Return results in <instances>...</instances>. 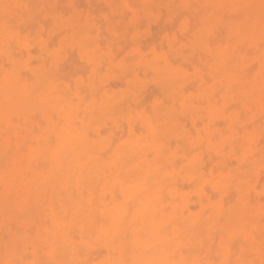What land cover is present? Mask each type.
Wrapping results in <instances>:
<instances>
[{
  "label": "bare ground",
  "instance_id": "1",
  "mask_svg": "<svg viewBox=\"0 0 264 264\" xmlns=\"http://www.w3.org/2000/svg\"><path fill=\"white\" fill-rule=\"evenodd\" d=\"M39 2L37 0L36 4ZM111 2L110 9L114 16L107 15L109 18L105 23L114 35L119 31H127L126 34L131 30L136 31L144 21L143 14L155 13L160 18V6L166 11L164 19L173 21L171 23L175 20L176 23L180 22L184 15L179 17L178 9H189L187 12L197 20L195 27L189 30V23L186 25V22L179 26L181 32L191 34L188 39L192 47L191 56L197 55L198 62L203 65L202 68L199 66L193 77V83L196 82L199 87L196 92H203L201 100H192L193 95L185 91L189 76L186 77L184 70L173 68L164 59L166 53H163L164 57L161 56L155 45L147 55L150 59L140 60L136 64L138 67L132 68L130 63L136 58L129 56L119 59L118 53H115L117 46L114 49V43L109 38L104 39L101 30L105 28L94 18L83 16L76 6H72L70 11L66 10L69 12L68 18L63 17V13L59 15V9L52 7L54 25L51 23L49 26H54V30H65L66 40L74 46L72 49H77V54L84 57L86 63L81 62L88 68L86 73L82 72V77L80 75L76 79L75 89L73 87L72 90V84H69V88L67 83L60 82L63 75L59 74L63 73V66L66 69L67 66L65 62L61 64L60 52L51 51L52 47L48 45L54 38L46 43L37 36L34 44L40 54L33 63L35 55L32 46L20 39V33L30 27L27 25L28 28L21 32V26L12 28L13 24L7 23L8 18L11 23L15 20L20 25L27 21L29 24L35 22L41 15L38 13L40 9L36 10L35 0H0V52L3 55V59H0V189L3 191L0 194V207L5 210L26 208L28 211L30 209L29 212L38 209L42 213L38 207L46 201L58 206L60 210L55 211L53 229L65 235L67 241L63 242L56 236L49 238L48 235L56 231L52 234L43 231L37 233L44 246L41 250L51 258V264H75L80 251L84 249L73 246L75 243L72 245L69 237L75 236L72 233L78 228L84 236L100 235L99 240L104 242L105 250H96L99 255L95 256H100L102 260L106 254L102 264H264V243L257 239L255 241L253 237L259 231L258 225L263 222L258 223V219L264 205L262 199L255 198L251 194L253 191L248 190L252 173L256 177L264 176L260 173L262 170L259 171L264 162V139L260 140L263 138L260 137L259 141H255V135L243 134V127L240 129V121H243L241 113H245V116L257 113L264 116V78L250 75L256 69L253 67L250 70V67L255 64L259 72L264 71V0ZM41 5L46 13L49 4ZM226 8L239 12L240 17L236 20L225 18L223 12ZM257 38L263 40L262 46L259 43V47L255 46ZM133 44L141 45L137 41ZM252 48L256 51L255 62L252 60L255 64L247 67L249 55L246 52L249 49V54L254 55L250 53ZM80 56L74 53L73 57L69 55L71 58L67 59L74 63V58ZM5 62L9 70L5 69ZM71 62L68 64L70 67ZM89 64L91 67L87 66ZM25 70L27 74L23 73ZM111 77L115 83L106 82ZM149 84L153 85L158 97H153L155 93L151 91L153 88L149 90ZM233 97H238L240 104L232 100L236 106L227 105ZM146 104L148 108L144 109ZM202 113L207 116H202ZM39 119L45 123L44 128V123H39ZM54 119H59L61 125L59 122L56 123L58 126L54 125L57 122ZM216 119H220V126L226 131L218 126ZM245 126L249 128L250 124ZM189 127L194 129V133L189 131ZM260 160L261 164L258 163ZM177 169L182 170L190 182L185 188H192L195 194L192 193L196 195L192 194L197 200L196 204L193 203L200 208L197 213L190 211L191 202L183 193L180 194L184 184L179 187L173 183ZM114 176L118 179L112 183ZM176 182L179 184V180ZM109 187L114 191H111V195L106 194ZM167 187L171 189L168 193L165 192ZM165 194L169 195L170 201L163 199ZM101 217L102 222H106L103 227L99 220ZM37 229L43 230L40 227ZM216 231L222 243L220 251L216 245L215 248L212 246L216 242L213 240H219ZM130 235L137 239L134 244L129 243L132 241ZM142 235L148 238V243L139 241ZM173 236L181 241L180 244H170ZM16 237L15 240L18 239ZM95 244L93 242L85 248L88 256L96 253L93 251ZM18 251L11 253L14 263L10 261L8 264H26L27 261L21 258L24 254L20 256L21 251ZM87 261L86 264L89 263Z\"/></svg>",
  "mask_w": 264,
  "mask_h": 264
},
{
  "label": "rangeland",
  "instance_id": "2",
  "mask_svg": "<svg viewBox=\"0 0 264 264\" xmlns=\"http://www.w3.org/2000/svg\"><path fill=\"white\" fill-rule=\"evenodd\" d=\"M36 1L37 0H35V4H36ZM38 1H41V2H39V4H36V10H38V9H40V10H38V11H40V12H38L39 14H41V15H38L37 17H38V19L36 18V21L35 22H32L31 24L32 25H34L33 27H37V26H39V27H37L36 29H34L33 27H32V29H31V24H29L28 22L29 21H27V22H25V24H23V25H20V24H17V22L14 20H12V23H11V20L8 18V20H7V23L9 24V25H11V24H13V25H11L12 26V28H13V26H15V28H17V27H20L21 29H23V30H21V32L22 31H25L27 28H28V26L30 27V29L28 30L27 29V31L26 32H22V33H20V39H23V41L24 42H26V43H30V45L32 46L31 48L33 49V51L34 52H32V53H34V55H35V58L34 59H32V62L34 61H36V59H37V57H38V55L40 54L39 52H40V50L39 49H37L36 48V44H34V42H35V40L37 39V36L39 35L40 37H42V39L46 42H48V41H51L52 40V38H54L53 39V42L51 41L50 42V44H49V42H48V45H49V47H52L51 48V51H56V52H60V54H61V60H63V61H61V64L63 63V62H65L66 64H65V66H67V69L63 66V68L65 69H63V73H61V74H59V75H63V77L62 78H60L61 80H60V82L62 83V81H63V83L64 84H66L67 83V85H68V87L72 84V86H71V89L74 87V86H76L75 85V81H76V79H78V77L81 75V77L83 76L82 75V72H84L85 70H88V68H86V66H85V64L84 63H86V60L84 59V57L82 58V56H80V54H77L78 53V51H77V49H72L74 46H72L71 45V43H70V41H67L66 40V37H65V30H63V29H58V30H60V31H62L64 34H62V33H60L58 30H54V29H56V28H54V26H51V27H53V29L49 26V24L51 25V23H53V25H54V22H53V16L51 17V15H52V7H54V8H58L59 9V15H63V17H67L68 18V14L67 13H69V12H67V11H70L72 8V6L73 7H75L76 8V10L79 12V13H81L83 16L85 15V16H90L91 18H94L93 20L95 21L96 20V22L97 23H99L100 25H101V27L102 28H105L104 30L102 29L101 31H102V33H103V35H104V39H107V38H109L108 40L109 41H111V43L113 42L114 43V49H115V47H116V49H115V53L117 54L118 53V57H119V59H121V58H123V57H129L130 56V58H136V61H134V62H131L130 63V65L131 66H133L132 68H135L136 69V67H138V65H136V64H138L137 62L138 61H140V60H143V61H145V60H149L150 59V57H148L149 55H150V50H152V47H154V45L157 47V49H158V53L161 55V56H165L164 54L166 53V56L164 57V59L165 60H167V62H169V64L170 65H172V67L173 68H176V69H182V70H184L185 72H186V77H188L189 76V79H188V82L185 84V87L187 86V89L185 90V91H189V92H187V94H189V95H193V97H192V100H196L195 102H199L198 100H201V98H202V96H203V92L200 90V92L199 91H197L196 92V90H199V89H197V88H199L198 87V85L197 84H195L196 82H194L193 83V77L196 75V70L197 69H199V66H200V68H202L203 67V65L200 63V61L198 62V56L197 55H194L193 57L191 56L192 55V47H191V45H190V43L188 42V39L190 38V35L191 34H188V33H184V32H181V30H180V26H179V24L180 23H185L186 22V25L189 27L188 29L189 30H191V29H193L195 26V24L197 23V20H196V18L193 16V15H190V13L189 12H187V11H189V9L187 8V7H183V10H182V7L180 8V9H178L179 11H176L177 12V14L179 15V17H180V15H183L182 17H181V19H180V22H178V23H176L177 22V20H175V22L174 23H176L175 25H174V23H171V22H173V21H170V20H165L166 18H165V13H166V11H165V8L163 7V6H160V9L162 10V16L160 17V18H158V14L156 15L155 13L154 14H152V15H150V13H148L147 15H145V14H143L144 16H143V18H142V20H144V21H142V24H141V21H140V26H139V28L136 30V31H134V32H132V30H131V32H129V34H126L127 33V31H119L118 33H116V35H114L112 32H110L108 29H107V23H105V22H107V15H112L113 13H112V10L110 9L111 7H112V2L110 3V0H48V1H46L45 3H44V0H38ZM51 1V2H50ZM62 1V2H61ZM69 1V2H68ZM74 1H75V3H74ZM101 1L103 2V3H101ZM111 1H113V0H111ZM164 0H159V2L161 3V2H163ZM174 1H177V0H174ZM50 2V3H49ZM79 2H81V3H79ZM109 2V3H108ZM38 3V2H37ZM40 3L42 4L43 3V5L44 4H46V5H48L49 7V9H47V10H51L50 12H48L46 9V13L45 12H43V10L44 9H41L42 7H44V6H40ZM90 3L92 4V5H90ZM105 3V5L103 6V4ZM34 4V5H35ZM54 4V5H53ZM60 6H59V5ZM79 4V5H78ZM100 4H102L101 6H100ZM118 5H119V3H117ZM39 5V6H38ZM53 5V6H52ZM65 5V6H64ZM70 5V6H69ZM81 5H83L84 7H82ZM87 6V7H86ZM91 6V7H90ZM96 6V7H95ZM102 6H103V8H102ZM105 7V8H104ZM107 7H109V9L107 8ZM45 8H47V7H45ZM63 9H65L64 11H63ZM103 9V10H102ZM185 9H186V11H185ZM42 10V11H41ZM67 10V11H66ZM91 10V11H90ZM100 10V11H99ZM165 12H164V11ZM60 11H61V13H60ZM103 11V12H102ZM108 11H109V13H108ZM90 12V13H89ZM184 12V13H183ZM187 12V13H186ZM63 13V14H62ZM225 13V14H224ZM44 14V15H43ZM91 14V15H90ZM94 14V15H93ZM186 14H188V16L186 15ZM223 14H224V17L226 18H228V19H233V20H236V18L238 19V17H240V13L239 12H234V11H229V9L228 8H226V9H224V12H223ZM232 14V15H231ZM237 14V15H236ZM95 15H96V18H95ZM99 17H98V16ZM149 15V16H148ZM113 16H114V14H113ZM156 16V18H154ZM40 18V19H39ZM50 18H52V20L50 19ZM66 18V19H67ZM98 18H100V19H98ZM102 18V19H101ZM109 18V17H108ZM145 18V19H144ZM165 18V19H164ZM187 18V19H186ZM189 18H190V21H189ZM153 19V20H152ZM162 19V20H161ZM186 19V20H185ZM193 19V20H192ZM46 20H48V21H46ZM98 20V21H97ZM152 20V21H151ZM160 20V21H159ZM10 23H9V22ZM42 21V22H41ZM52 21V22H51ZM100 21V22H99ZM16 22V24H14ZM40 22V23H39ZM101 22H103V23H101ZM144 22V23H143ZM170 22V23H169ZM194 22V23H193ZM28 23V24H27ZM39 23V24H38ZM152 23V25H150ZM169 23V24H168ZM41 24V25H40ZM42 24H45V26L43 25L42 26ZM165 24V25H164ZM172 24V25H171ZM28 25V26H27ZM104 25H105V27H104ZM17 26V27H16ZM23 26V27H22ZM49 27V30H48V27ZM144 26H145V28H144ZM152 26V27H151ZM167 28H166V27ZM172 26V27H171ZM177 26V27H176ZM186 26V27H187ZM27 27V28H26ZM43 27H44V29H43ZM142 27V28H141ZM150 27H151V29H150ZM15 28H14V30H15ZM26 28V29H25ZM39 28H41V30L39 29ZM141 28V29H140ZM152 28H153V30H152ZM167 30H166V29ZM19 29V28H18ZM51 29V30H50ZM173 29V31H171ZM17 30V29H16ZM15 30V31H16ZM30 30H31V32H30ZM33 30V31H32ZM34 30H35V32H34ZM108 30V31H107ZM142 30V31H141ZM18 31V30H17ZM108 32V33H106V32ZM155 33H154V32ZM30 32V33H29ZM23 33H25V34H23ZM46 33V34H45ZM52 33V34H51ZM27 34V35H26ZM41 34V35H40ZM56 34H59V36L58 35H56ZM170 34V35H169ZM179 34V35H178ZM182 34V35H181ZM23 35V36H22ZM33 35V36H32ZM50 35V36H49ZM55 35V36H54ZM63 35V36H62ZM119 35H123V36H119ZM167 35H168V37H167ZM187 35V36H186ZM216 35V34H215ZM28 36V37H27ZM54 36V37H53ZM56 36H58V38H56ZM62 36V37H61ZM105 36H106V38H105ZM118 36H119V38H118ZM153 38H152V37ZM184 36V37H183ZM112 37V38H111ZM123 39H122V38ZM155 37V38H154ZM180 37V38H179ZM188 37V38H187ZM29 38V39H28ZM46 38V39H45ZM62 38V39H61ZM121 38V39H120ZM125 38H127L126 40H125ZM152 40H151V39ZM170 38V40H168ZM183 38V39H182ZM186 38V39H185ZM57 39V40H56ZM63 39H65L66 41H64ZM113 39V40H112ZM115 39V40H114ZM120 39V40H119ZM151 41H150V40ZM181 39V41H183L184 39H185V42L183 43V42H181V41H179L178 42V40H180ZM57 42H56V41ZM122 40V42H120ZM123 40H124V42H123ZM22 41V40H21ZM29 41V42H28ZM55 41V42H54ZM138 42L139 44L141 43V45L138 47V46H133L134 44H133V42ZM147 41H149L148 43H147ZM46 42V43H47ZM63 42V44H61ZM65 42V43H64ZM69 42V45L67 44ZM115 42L116 43H121V44H115ZM129 43V45H127L128 43ZM150 42L152 43V45L150 46L149 44H150ZM167 42H169V43H167ZM173 42V43H172ZM32 43V44H31ZM122 43H124V45H122ZM182 43V44H181ZM258 43L260 44V46H262L263 45V40L261 39V38H257L256 39V41H255V46L256 47H259L258 46ZM54 44V45H53ZM55 44H57L56 46H55ZM61 44V45H60ZM138 44V45H139ZM143 44V45H142ZM147 44H148V46H147ZM170 44V45H169ZM173 44V45H172ZM174 44L176 45L175 47H174ZM35 45V46H34ZM51 45V46H50ZM67 45H68V47L71 49V50H73V52L71 53V50L70 49H68V47H67ZM143 46V47H142ZM35 47V48H34ZM72 47V48H71ZM149 47V48H148ZM163 47V48H162ZM127 48V49H126ZM164 48H165V50H164ZM32 49H31V51H32ZM123 49V50H122ZM145 49H148V50H145ZM175 49V51H173ZM185 49V50H184ZM68 50V51H67ZM76 52H75V51ZM126 50V51H125ZM143 50H145V51H143ZM170 50V51H169ZM188 52H187V51ZM249 49H247V52L246 53H248L247 55H249V56H247V60H248V62H247V67H250V65H252V64H255L254 62V58H255V52L256 51H254L253 50V48H252V50H250V53L252 52L254 55H250L249 54V51H248ZM39 51V52H38ZM125 51V52H124ZM160 51V52H159ZM163 51V52H162ZM168 51H169V53H168ZM15 52H16V49H15ZM63 52V53H62ZM70 52V53H69ZM123 52V53H122ZM148 52V53H147ZM162 52V53H161ZM171 52H173V53H171ZM39 53V54H38ZM67 53V54H66ZM69 53V54H68ZM74 53L77 55V57L78 56H80L78 59H77V57H75L74 58V63H73V61L71 62L69 59L71 58V57H69V55H71L72 57H73V55H74ZM164 53V54H163ZM251 53V54H252ZM119 54H121L120 56H119ZM133 54H135V55H133ZM149 54V55H148ZM163 54V55H162ZM2 54H1V52H0V59H3L2 58V56H1ZM141 55H142V57H144V58H142L141 57ZM148 55V56H147ZM134 56V57H133ZM148 58H147V57ZM177 56H179V57H177ZM251 56V57H250ZM67 58H69V59H67ZM82 58V59H81ZM141 58V59H140ZM147 58V59H146ZM168 58H169V60H168ZM171 58V59H170ZM176 59H180V61H176ZM192 59H195L194 61H191ZM65 60H67V61H65ZM72 60H73V58H72ZM174 63H172L171 61ZM173 60H175L176 61V63H175V61H173ZM190 60V61H189ZM254 62H253V61ZM77 61V62H76ZM84 61V66H83V64H82V62ZM251 61V62H250ZM33 62V63H34ZM70 62L72 63V65H71V67H72V69H71V67H70V65H68V64H70ZM81 62V63H80ZM76 63L78 64V66L76 65ZM183 63H184V65H183ZM191 63V64H190ZM194 63H196V64H194ZM5 64V66H7V68H5L6 70H9L8 68H9V66H8V64H6V62L4 63ZM64 64V63H63ZM79 64H81V65H79ZM88 64V63H87ZM192 64H194V65H192ZM76 67H75V66ZM135 65V66H134ZM178 65H180V66H178ZM185 65H188V66H185ZM73 66H74V68H73ZM88 67L90 66L91 67V65L89 64V65H87ZM178 66V67H177ZM183 66H185V67H183ZM70 67V68H69ZM81 67H84V68H82L81 70H80V68ZM193 67H194V69H193ZM252 67V68H251ZM250 67V70L251 69H253V67L255 68L256 67V69H254L253 70V72H251L250 73V75H258V77H260V76H262L263 78H264V71L263 72H259V69L257 68V65L255 64V65H253V66H251ZM62 68V67H61ZM69 68V69H68ZM59 69V68H58ZM74 69H75V71H74ZM187 69V70H186ZM247 69V68H246ZM73 70V71H72ZM248 70H249V68H248ZM249 70V71H250ZM68 71H70V74H69V72ZM191 71V72H190ZM25 72V73H24ZM61 72V71H60ZM80 72V73H79ZM87 71H85V73H86ZM206 71H204V77L206 78L207 77V74L205 73ZM23 73L24 74H27V71L25 70V71H23ZM56 73H58V71L56 70ZM55 73V74H56ZM64 73H65V75H64ZM258 73V74H257ZM73 74V75H72ZM75 74V75H74ZM84 74V73H83ZM261 74V75H260ZM72 75V76H71ZM65 76V77H64ZM70 76L72 77V78H70ZM57 77H58V75H57ZM66 77L67 78H69V79H67V81H66ZM58 79V78H57ZM113 78L111 77V79H107L106 80V82L108 81L109 83H110V81H111V83H115V79H113ZM66 82H65V81ZM72 80V81H71ZM74 82V83H73ZM192 83V86H189L191 83ZM70 84V85H69ZM74 84V85H73ZM189 84V85H188ZM195 86H194V85ZM150 85H152V84H149V90H151L152 88H153V85H152V87L150 86ZM111 87H112V85H111ZM117 87V86H116ZM196 87V88H195ZM70 88V87H69ZM113 88H114V86H113ZM70 89V91H72L73 89H75V87L71 90ZM192 89H194L193 91H195V92H193L192 91ZM152 92H154L155 90H154V88L151 90ZM221 90H219V92H220ZM74 92V91H73ZM202 92V94H201V96H200V93ZM155 93V92H154ZM154 93H152V95L154 94ZM157 93H155V95H156ZM151 95V96H152ZM153 96V97H158L159 95L157 94L156 96ZM195 95H196V97H195ZM153 97H152V99H153ZM200 98V99H198V98ZM234 98V97H233ZM238 98V97H237ZM237 98H234V99H231L230 101H228L227 102V105H229V106H232V105H235L236 106V104H240V100H237ZM233 100V103H236V104H232V101ZM231 102V103H230ZM247 102H249V101H247ZM251 102V101H250ZM249 102V103H250ZM145 108H148L147 107V104L144 106V109ZM242 114V115H241ZM240 114V117H241V120H243V121H240L241 123H242V125L240 126V129H241V127H243L242 129H241V133H243V134H249V135H255L254 137H255V139H257V140H255V141H259V138L260 137H263V138H260V140L261 139H264V136H263V134L262 133H264V116L262 115V114H259V113H257V114H247L246 116H245V113H241ZM260 115H262V116H260ZM202 116H204V117H206L207 116V114L205 113L204 115H203V113H202ZM260 116V117H259ZM242 117H243V119H242ZM257 117V118H256ZM261 118V119H260ZM253 119V120H252ZM260 119V120H259ZM40 120V119H39ZM38 120V122L39 123H42L41 122V120L39 121ZM255 120H257V121H255ZM54 121H57V119L55 120L54 119ZM259 121H261V122H259ZM59 122V125H61V121L58 119V121L57 122H54V125H56V123H58ZM217 124H218V126L219 127H221L220 126V123H221V121H220V119H216V121H215ZM44 123V122H43ZM252 123H254V124H252ZM261 123H262V125H261ZM250 124V127H251V129H252V131H251V129H250V127L249 128H247L245 125H249ZM257 124V125H256ZM244 125V126H243ZM56 126H58V125H56ZM257 126V127H256ZM262 126V127H261ZM42 127L44 128L45 127V123H44V125H42ZM256 127V128H255ZM222 128V127H221ZM247 128V129H246ZM222 129H224V128H222ZM246 129V130H245ZM249 129V130H248ZM245 130V131H244ZM256 130V131H255ZM189 131H191V132H193L194 133V129H190V127H189ZM224 131H226L225 129H224ZM247 131H249V132H247ZM256 134H255V133ZM258 135H259V137H258ZM52 139V138H51ZM53 140H55L54 138H53ZM52 141V140H51ZM206 156V155H205ZM205 160H206V164H207V156H206V158H204ZM205 160H204V162H205ZM259 160V159H258ZM258 163H260L261 164V160L260 161H258ZM206 164L204 163V165L206 166ZM259 164V165H260ZM261 165H263V166H261ZM260 165V167H259V171L260 170H262V171H260V173L261 174H264V162L262 163ZM213 168H214V166H212ZM178 171H181V172H179L178 173ZM183 171L182 170H180V169H177L176 170V172H174V174H175V176H176V178H174L175 180L173 181V183L174 184H177V186L179 185V187H183V184H184V191L183 190H181L180 192V194H182L184 197H186V199L187 200H189L190 202H191V204L192 205H190V211L192 212V213H197L198 211H199V206H197V205H195L196 203V201L197 200H195L194 198L196 197V195H194L195 193H194V191H193V189L192 188H189V189H187L188 187H186L185 188V186H188V184L190 183L186 178H185V174L184 173H182ZM178 174H180V175H178ZM260 174V175H261ZM252 178H250V183H249V186L250 187H248V190H249V192H252L253 191V193H251L252 194V196L253 195H255L254 197L255 198H257V199H262L261 201H262V204L264 205V189L262 190V188H263V185H264V181H263V177L262 176H259V177H256L255 176V174L254 173H252L251 175H250ZM117 177V176H116ZM114 178V179H113ZM184 178V179H183ZM261 180H260V179ZM117 179L118 178H115V176L114 177H112V183H115V182H117ZM176 180L178 181L179 180V184H178V182H176ZM181 180V181H180ZM261 182H260V181ZM258 181V182H257ZM189 182V183H188ZM260 184H261V186H260ZM181 185V186H180ZM205 186H207V184L205 185ZM258 186V187H257ZM111 187L114 189L115 188V186L112 184L111 185ZM111 187H109V189H108V192H106V194H112V193H114V191H113V189H111ZM208 187V186H207ZM116 190V189H115ZM171 189H169L168 187H167V190L165 191L166 193H168V191H170ZM190 191V192H188V191ZM208 190H210V189H208ZM111 191H112V193H111ZM101 192H103V191H101ZM100 192V193H101ZM186 192V193H185ZM194 194H193V193ZM209 193H210V191H208ZM1 193H3V191H2V189H0V194ZM212 193H214V192H212ZM212 193H210V194H212ZM195 196H193V195ZM215 194H216V192H215ZM218 194V193H217ZM262 194H263V196H262ZM109 195V196H110ZM108 196V195H107ZM165 197H163V199L164 200H168V201H170V199H169V195L168 194H165L164 195ZM190 196V198H188ZM262 196V197H261ZM167 197H168V199H167ZM192 197V198H191ZM166 198V199H165ZM192 200V201H191ZM193 200H195V201H193ZM44 201V200H43ZM167 201V202H168ZM189 202V203H190ZM195 204H194V203ZM42 204V203H41ZM49 204V205H48ZM195 205V207H194V205ZM197 204H198V202H197ZM45 205V206H44ZM47 205V206H46ZM198 208H197V207ZM43 207V208H42ZM55 206H52L50 203H48V201H46L45 203H43V205H40V207H38V208H40V211L42 212V213H40L39 211H38V209H36V210H33V209H31L32 211L31 212H29L30 211V209H29V211H28V209H26V208H23V209H12V210H10V209H2L1 207H0V235L2 236H0V240L2 241V243H1V241H0V244H2L3 246L1 247L0 246V249H1V252L0 253H2L3 252V254H0V263L2 264H8L10 261L11 262H13L14 263V260L12 261L11 260V253L13 254L14 253V251L16 252L17 250H20L21 251V253H20V256L21 255H23L24 254V256H21V258L22 259H25V262H26V264H28V262H30V263H32V264H34L35 262H36V264H42V263H49L50 262V264H51V258H49V256H47L48 254L47 253H43V250H41V247L43 246L41 243H40V241H39V239H38V236L37 235H39V234H41L42 233V231L43 232H47L48 234H52V233H54L56 230H54L53 229V225H54V214L56 213V212H59V208H58V206L57 207H55ZM192 207V208H191ZM194 207V208H193ZM43 209H45V211L43 210ZM53 209H55V210H53ZM192 209H195V210H192ZM3 210H4V212H3ZM18 210V211H17ZM22 210V211H21ZM263 210H264V207H263ZM13 211V212H12ZM56 211V212H55ZM22 212V213H21ZM36 212V213H35ZM39 214H38V213ZM50 212V213H49ZM170 212V210H168V212L167 213H169ZM12 213V214H11ZM30 213H33V215H31ZM35 213V214H34ZM45 213V214H44ZM187 213V212H186ZM22 214V215H21ZM24 214V215H23ZM41 214H43V216L41 215ZM14 215H16V216H14ZM20 215V216H19ZM44 215H47V217H45ZM37 216H39V217H37ZM49 216H51V217H49ZM53 216V217H52ZM38 218V219H37ZM46 218H48L49 219V221H50V223H49V221H48V219H46ZM51 218V219H50ZM261 218V219H260ZM27 219V220H26ZM43 219V220H42ZM101 219H103L102 217L101 218H99V220H100V223H101V225H102V227L106 224V222H102L103 220H101ZM259 219H260V221H259ZM259 219H258V223L259 222H261L262 220H263V222H261L259 225H258V229L257 230H259V231H256L255 232V234H256V236L255 235H253V237H255V241H256V239L257 240H260L261 242H263L264 243V239H263V237H264V211L261 213V216L259 217ZM46 220L48 221V222H46ZM25 221V222H24ZM43 221V222H42ZM104 221H105V219H104ZM37 222V223H36ZM17 223V224H16ZM36 225H35V224ZM41 223V224H40ZM48 223V224H47ZM105 223V224H104ZM8 224H10L9 226H8ZM12 224V225H11ZM104 224V225H103ZM6 225V226H5ZM30 225H32V226H30ZM50 227H49V226ZM100 225V226H101ZM11 227V228H10ZM13 227V228H12ZM41 228V229H43V230H40V229H37V228ZM48 227V228H47ZM35 228V229H34ZM20 229H22V230H20ZM51 229H53V230H51ZM263 229V230H262ZM16 230V231H15ZM30 230V231H29ZM36 232H35V231ZM75 230H76V228H75ZM5 231H7L6 233H9V234H6L5 233ZM21 231V232H20ZM219 231V230H218ZM27 232H29L30 234H28ZM41 232V233H40ZM59 232V233H58ZM220 233H221V231H219ZM261 232H262V234H261ZM2 233V234H1ZM4 233V234H3ZM37 233H39V234H37ZM260 233V234H259ZM21 234V235H20ZM33 234V235H32ZM36 234V235H35ZM60 234V235H59ZM72 234H74L75 236H73V235H70V237H69V239H70V243L73 245V243H75L73 246H76V248H79V249H84L83 250V252H84V255L82 254L83 252L82 251H80V253L82 254H79V256L77 257V259H76V262H75V264H86V261L87 262H89L90 264H102L104 261H103V259L104 260H106L105 258L107 257L106 256V254H104L105 256L103 257L102 256V260H100L99 259V257L100 256H98V258H97V256H95L96 254H98L99 255V252L100 251H102V250H105V245H104V242L102 241L101 242V240H99V237H100V235H93L92 237H91V235H81V232H80V230H79V228L76 230V232L74 231V233H72ZM216 234H217V237H218V239L219 240H217V239H215V240H213V241H216L215 242V244H213L212 246L214 247L215 245L219 248H217L219 251H220V247L222 246V243H220V234L216 231ZM216 234H215V236H216ZM258 235V236H257ZM261 235V236H260ZM17 236V237H16ZM49 236V238L51 237V238H55V236L57 237V238H61L62 239V241L63 242H66L67 241V238L65 237V235H62V233L60 232V231H56V233L55 234H52V235H48ZM87 236V237H86ZM144 235H142V237H139L138 239H139V241L141 242V243H144V244H146V243H148V238L146 237V236H144ZM3 237H5V239L3 238ZM15 237L16 238H18L17 240H15ZM23 237V238H22ZM27 237H29V239L27 238ZM75 237H78L77 239L75 238ZM128 237V236H127ZM130 237V239L132 240H130L131 242H129L128 241V239H127V241L130 243V244H134L135 243V241L137 240L136 238H135V236L134 235H132V238H131V235L129 236ZM174 237V236H173ZM173 237H171L172 239H173ZM216 237V238H217ZM260 237H261V239H260ZM75 238V239H74ZM85 238V239H84ZM140 238H141V240H140ZM143 238V239H142ZM259 238V239H258ZM8 239V240H7ZM27 239V240H26ZM171 239V243L170 244H176V245H178V244H180V240H177V237L175 238L174 237V239H176L177 241L176 242H173V241H175L174 239L172 240ZM235 241L236 240H238V239H236V238H233ZM263 239V240H262ZM19 240V241H18ZM179 241V242H178ZM212 241V242H213ZM234 241V242H235ZM18 242V243H17ZM19 242H21L22 244H20ZM35 242V243H34ZM93 242H95L96 244H95V248H97V249H93V251H99V252H97L96 251V253L95 254H93V256H92V254L90 253L89 255L90 256H88V254H87V252H86V250H85V248H87L88 247V245L90 244V245H92V243ZM211 242V243H212ZM237 242H239V241H237ZM214 243V242H213ZM5 244V245H4ZM10 244H11V249H13L12 250V252H10V250H9V247H10ZM15 244V246H17V247H15V246H13V248H12V245H14ZM29 244V245H28ZM39 245V246H37V245ZM81 246H80V245ZM169 243H168V247L170 248L171 247V245H170ZM18 245H19V247H18ZM35 245V246H34ZM86 245V246H85ZM9 246V247H8ZM78 246V247H77ZM83 246V247H82ZM103 246V247H102ZM181 246V245H180ZM44 247V246H43ZM82 247V248H81ZM178 247V246H177ZM2 248H3V250H2ZM5 248H6V250H8V251H6L5 250ZM15 248H18V249H16L15 250ZM19 248H21V249H19ZM215 248V247H214ZM38 249V250H37ZM43 249V248H42ZM100 249V250H99ZM168 249V248H167ZM34 250V251H33ZM40 250V251H39ZM20 251H18V252H20ZM29 251V252H28ZM169 252L171 251V249H169L168 250ZM217 251V250H216ZM41 252V253H40ZM6 253V254H5ZM40 253V254H39ZM94 253V252H93ZM217 253H218V251L216 252V254L214 255V256H216V257H213V258H215V260L217 259ZM17 254H19V253H17ZM26 254V255H25ZM44 254V255H43ZM102 254V253H101ZM8 255V256H7ZM103 255V254H102ZM34 256V258H32ZM42 256H47V257H42ZM41 257V258H40ZM83 257V258H82ZM88 257H90V258H88ZM92 257H95L94 259L92 258ZM7 258V259H6ZM28 258V259H27ZM40 258V259H39ZM43 258V259H42ZM37 259V260H36ZM50 259V260H49ZM79 259V260H78ZM90 259V260H89ZM92 259V260H91ZM98 259V260H97ZM9 260V261H8ZM32 260H33V262H32ZM40 260L42 261V262H40ZM5 261H7V263H5ZM24 261V260H23ZM38 261L40 262V263H38ZM47 261V262H46ZM102 261V262H101ZM98 262H100V263H98ZM29 263V264H30ZM89 263H87V264H89Z\"/></svg>",
  "mask_w": 264,
  "mask_h": 264
}]
</instances>
